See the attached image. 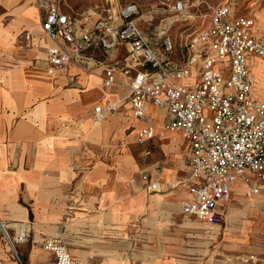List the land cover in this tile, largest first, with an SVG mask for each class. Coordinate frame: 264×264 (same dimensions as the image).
<instances>
[{
  "label": "crops",
  "instance_id": "0c3cea01",
  "mask_svg": "<svg viewBox=\"0 0 264 264\" xmlns=\"http://www.w3.org/2000/svg\"><path fill=\"white\" fill-rule=\"evenodd\" d=\"M96 13L84 11L75 16L87 17L91 25ZM41 20L42 10L36 0H0V264H52L53 254L43 248V243L57 233L67 235L66 227L67 237L74 235L85 247L70 248L63 236L74 257L91 255L97 228L99 233L111 238L108 241L117 242L118 248L121 242L140 245V255L154 259L151 264H173L164 258L185 248L176 240L175 230L182 234L185 228H190L206 238L207 235L199 232L222 226L205 223L200 217L182 211L181 200L190 198L189 189L182 183L189 171L185 161L187 139L184 138L179 151L177 145L167 142L170 136L173 139L182 135L166 129L167 110L148 103L144 118L153 108L161 111V120L156 124L142 121L144 118L133 115L127 88L118 83L104 84L105 67L121 65L126 60L128 51L124 43L109 57L101 49H95L89 71L72 65L50 72L42 65V59L54 42L43 33ZM116 77L120 82L128 81L121 73ZM107 104H116L119 110L94 123L95 107ZM148 126L154 128L156 136L147 147L152 150L159 132L167 130L162 137L163 147L171 152L172 158L168 159V167L159 168V165L152 171H140L136 158L127 148L126 131L134 129L138 143V132ZM180 168L184 174L177 179ZM143 174L160 182V191H148ZM252 178L259 185V193L252 194V198H241L245 195L238 188L234 194L249 207L245 212L252 213L251 238H255L260 229L256 225L258 213L264 220V201L257 207L247 200L264 194V181ZM238 181L241 187L253 185L244 178ZM234 184L224 222L239 210L234 204ZM158 194L165 197L159 201ZM176 211L190 220L179 222L174 218ZM193 217L198 221L191 220ZM31 220L35 228L32 246L15 242L14 250L4 236L3 227L15 241L19 228ZM204 224L209 226L201 229L199 225ZM229 237L236 247L249 242ZM103 248L107 247L102 246L100 252L110 251ZM111 251L115 253H97V256L120 257V249ZM25 252L28 258L22 262L19 255Z\"/></svg>",
  "mask_w": 264,
  "mask_h": 264
},
{
  "label": "built area",
  "instance_id": "2783aa9c",
  "mask_svg": "<svg viewBox=\"0 0 264 264\" xmlns=\"http://www.w3.org/2000/svg\"><path fill=\"white\" fill-rule=\"evenodd\" d=\"M238 1L228 0L213 8L211 22L188 37L182 47L168 31L177 22L194 18V5L185 0L175 3L174 14L162 19L154 37L141 28L144 15L136 3L95 12L90 25L87 17L66 13L57 0H36L42 10V31L54 42L42 59L50 72L72 65L89 71L95 49L109 57L119 44L126 45V60L105 67L104 84L118 83L129 90L128 101L137 118L145 117L148 103L167 110L166 129L180 132L188 141L185 161L189 171L182 183L190 198L181 200L182 211L208 224H223L238 179L253 182L251 195L259 193L252 176L264 181V102L253 97L248 65L252 54L264 60V36L257 33L254 17L237 10ZM217 64H222L221 70ZM117 73L128 81H118ZM118 110L116 104L97 106L93 122ZM155 136L154 128L148 126L138 132L137 141L147 144ZM146 152L152 154L149 147ZM142 179L148 191H160V182L147 174ZM22 229L13 241L3 227L11 245L28 241V227ZM43 248L53 254L52 264H83L62 235L46 239Z\"/></svg>",
  "mask_w": 264,
  "mask_h": 264
},
{
  "label": "rangeland",
  "instance_id": "374dc122",
  "mask_svg": "<svg viewBox=\"0 0 264 264\" xmlns=\"http://www.w3.org/2000/svg\"><path fill=\"white\" fill-rule=\"evenodd\" d=\"M60 3L62 9L72 15H78L84 11L91 12H101L105 8L108 7H117L119 5H124L128 3H136L141 8V13L146 17L142 16L140 21L141 28L149 35L154 37L157 28L162 24L161 21L163 18L172 16L174 12L172 11L173 6L179 0H57ZM189 4L194 5L191 8L194 18L190 21H179L177 22L173 28L168 31V35H170L176 44L182 46L185 44V41L188 37L193 36L194 34H198L201 31L202 27L207 26L211 22V11L216 6L228 0H185ZM237 10L242 14L250 17H254L256 20V30L259 35L264 36V0H249V1H238ZM231 12H234V9L231 8ZM149 17H153L150 20ZM263 60V59H262ZM261 58L257 57L255 54L249 56V69L255 86L252 88V94L255 100L264 102V62ZM222 64H217L216 68L218 70L222 69ZM230 68V66H229ZM256 79V80H255ZM263 90V91H262ZM208 116H212V113L206 111ZM162 113L159 109L150 108L149 115L141 119L146 120L152 124H156L161 120ZM136 124H141L138 121H135ZM167 131V130H166ZM162 130V133L159 132V135L155 139V143L152 148V154H147V146L146 144H138L135 139L134 129L127 130V137L125 142L127 143V148H129L136 158L138 163V167L140 171H152L155 167L164 168L170 166L168 159L172 158L171 152L164 150L162 141L163 134L166 132ZM157 132V131H156ZM165 139V138H164ZM184 137L175 136L168 137L167 142L171 145H177L178 150L182 151L180 146L184 143ZM168 155L166 157L162 150ZM172 165V164H171ZM179 177L182 176L183 168L178 169ZM252 186V185H250ZM250 186L248 184H243L241 187V182L238 181L234 184L233 195L236 200H234V204L237 208H239L236 213L232 217H228L226 222H223L221 227L218 228H209L205 232H199V235H207L206 238L202 236H198V232L193 229L185 228L181 234V231L175 230L176 240L181 242L185 247L180 253H175L171 257L164 258V261L172 262L173 264H264V220L261 217V214L258 213V220L256 221V225L260 226V229L256 232V237L251 238V234L253 232V220L252 213L245 212L248 211V206L246 205L244 200L241 198H252L253 195H249ZM240 188L239 193L241 195H245V197L239 198L235 195V191ZM137 193V192H134ZM150 195V193H148ZM237 194V193H236ZM165 196L162 194H158V200H162ZM252 205L259 206L264 201V194H261L260 197H256L254 199H248ZM258 201V202H257ZM174 206L179 207L178 204H174ZM68 216L70 217L72 209L70 207ZM174 218L179 222H185L190 220L189 217H185L181 214L180 211L174 212ZM242 219V220H241ZM194 222L198 221L196 218H192ZM243 222V223H242ZM242 223V225H240ZM240 225V226H238ZM201 229L207 227L209 225H199ZM29 237L28 241H26L27 247L32 246V237L35 232L33 221L31 220L28 223ZM86 227V226H84ZM176 228V226L174 227ZM194 229H198L196 226H192ZM234 228L236 231H233ZM86 229V228H83ZM230 229L231 231L230 234ZM71 231V230H70ZM64 232L68 235L69 228L66 227ZM96 232V233H95ZM217 234L213 235L212 233ZM86 234L85 232H83ZM67 235H63L65 240L68 242L70 248L77 249H85V247L76 241V237L70 234V237ZM236 237V240L249 241L245 245L240 244L239 247L234 246L232 239ZM6 237V235H4ZM95 242L92 244L91 255H86L85 258L78 257L83 264H151L154 259L149 257H144L142 254L140 255V248L126 242L118 248V243H114L112 241H108V236H105L103 233H99L96 230L94 231ZM251 238V239H250ZM250 239V240H249ZM145 243V242H143ZM250 243V244H249ZM17 248V244H15ZM102 246L107 247L103 249H108V252H100L102 251ZM40 248L42 249V244L40 243ZM120 249V257H99L97 253H115L111 250ZM43 250V249H42ZM28 252L25 254H20V258L23 262V258H28ZM118 253V252H116ZM51 257H49L48 263L51 261Z\"/></svg>",
  "mask_w": 264,
  "mask_h": 264
},
{
  "label": "bare ground",
  "instance_id": "6f19581e",
  "mask_svg": "<svg viewBox=\"0 0 264 264\" xmlns=\"http://www.w3.org/2000/svg\"><path fill=\"white\" fill-rule=\"evenodd\" d=\"M262 60V59H261ZM264 61V60H263ZM263 91V90H262ZM100 123V122H99ZM248 194L251 196V194L248 192ZM23 227H27V226H21L20 228H19V231H18V237L17 238H19L20 237V235H22V231H23ZM58 235H62L63 233L62 232H60V233H57ZM83 262H86L85 260L83 261Z\"/></svg>",
  "mask_w": 264,
  "mask_h": 264
},
{
  "label": "water",
  "instance_id": "95a60500",
  "mask_svg": "<svg viewBox=\"0 0 264 264\" xmlns=\"http://www.w3.org/2000/svg\"><path fill=\"white\" fill-rule=\"evenodd\" d=\"M12 247L14 248V250H15V246L14 245H12Z\"/></svg>",
  "mask_w": 264,
  "mask_h": 264
}]
</instances>
